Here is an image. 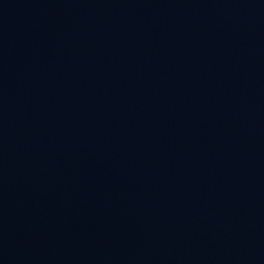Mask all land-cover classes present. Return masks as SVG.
I'll return each mask as SVG.
<instances>
[{"label":"water","instance_id":"water-1","mask_svg":"<svg viewBox=\"0 0 264 264\" xmlns=\"http://www.w3.org/2000/svg\"><path fill=\"white\" fill-rule=\"evenodd\" d=\"M0 264H264V0H0Z\"/></svg>","mask_w":264,"mask_h":264}]
</instances>
